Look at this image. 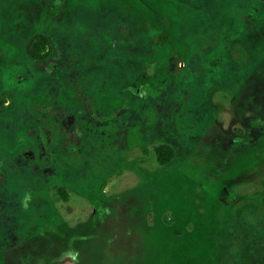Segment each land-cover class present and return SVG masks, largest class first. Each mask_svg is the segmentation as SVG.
I'll list each match as a JSON object with an SVG mask.
<instances>
[{
    "label": "rangeland",
    "instance_id": "374dc122",
    "mask_svg": "<svg viewBox=\"0 0 264 264\" xmlns=\"http://www.w3.org/2000/svg\"><path fill=\"white\" fill-rule=\"evenodd\" d=\"M2 97L0 264H264V0H0Z\"/></svg>",
    "mask_w": 264,
    "mask_h": 264
},
{
    "label": "trees",
    "instance_id": "16d2710c",
    "mask_svg": "<svg viewBox=\"0 0 264 264\" xmlns=\"http://www.w3.org/2000/svg\"><path fill=\"white\" fill-rule=\"evenodd\" d=\"M50 40L47 35L42 33H37L33 39L28 43L26 51L30 57L35 61L46 60L50 56ZM216 61V59H215ZM10 104L13 103V97L11 95L7 96ZM5 98L0 99V106H4ZM154 154L157 163L160 166L168 164L174 158V149L165 143H160L154 147ZM63 199L66 200V197L63 196Z\"/></svg>",
    "mask_w": 264,
    "mask_h": 264
}]
</instances>
